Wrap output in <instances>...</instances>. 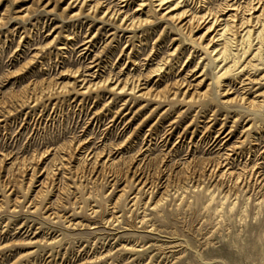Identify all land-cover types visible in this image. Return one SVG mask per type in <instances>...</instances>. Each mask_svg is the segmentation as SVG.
<instances>
[{"label":"rangeland","instance_id":"rangeland-1","mask_svg":"<svg viewBox=\"0 0 264 264\" xmlns=\"http://www.w3.org/2000/svg\"><path fill=\"white\" fill-rule=\"evenodd\" d=\"M257 1L0 0V264H264Z\"/></svg>","mask_w":264,"mask_h":264},{"label":"bare ground","instance_id":"bare-ground-1","mask_svg":"<svg viewBox=\"0 0 264 264\" xmlns=\"http://www.w3.org/2000/svg\"><path fill=\"white\" fill-rule=\"evenodd\" d=\"M258 1H259V0H258ZM258 1H257V2H258ZM86 2H87V0H86ZM162 2H163V1H162ZM201 2H202V1H201ZM259 2H260V1H259ZM254 3H255V2H254ZM261 3L263 4L264 2H261ZM261 3H260V5H261ZM82 4H84V3L82 2ZM252 4H253V3H252ZM85 5H86V4H85ZM228 5H229V4H228ZM96 6H98V5H96ZM252 6H253V5H252ZM252 6H251V7H252ZM262 6H263V5H262ZM91 7H92V6H91ZM156 7H158V6H156ZM229 7L232 8V6H229ZM247 7H248V6H247ZM256 7H257V6H256ZM256 7H255V8H256ZM96 8H97V7H92V8H90V10H95ZM231 8H230V9H231ZM240 8H241V7H240ZM240 8H239V9H240ZM259 8H260V7H259ZM104 9H105V8H104ZM169 9H170V8H169ZM235 9H236V8H235ZM239 9H238V10H239ZM257 9H258V8H257ZM107 10H108V9H107ZM171 10H172V9H171ZM223 10H224V8H223ZM225 10H226V9H225ZM236 10H237V9H236ZM240 10H241V9H240ZM247 10H248V9H247ZM249 10H250V9H249ZM258 10H259V9H258ZM174 11H175V10H174ZM256 11H257V10H256ZM260 11H261V10H260ZM105 12H106V11H105ZM105 12H104V13H105ZM110 12H111V11H110ZM237 12H238V11H237ZM240 12H241V11H240ZM249 12H250V11H249ZM253 12H254V11H253ZM262 12H263V11H262ZM107 13H108V11H107ZM111 13H112V12H111ZM209 13H210V12H209ZM221 13H222V12H221ZM247 13H248V12H247ZM251 13H252V12H251ZM251 13H250V14H251ZM212 14H213V13H212ZM104 15H105V14H104ZM106 15H107V14H106ZM238 15H239V14H238ZM261 15H262V14H261ZM117 16H118V15H117ZM234 16H235V13H234ZM240 16H241V15H240ZM254 16H255V15H254ZM254 16H253V17H254ZM257 16H258V15H257ZM263 16H264V14H263ZM109 17H110V16H109ZM125 17H126V16H125ZM173 17H174V16H173ZM177 17H178V15H177ZM210 17H211V16H210ZM235 17H236V16H235ZM235 17H234V18H235ZM243 17H244V16H243ZM106 18H107V17H106ZM112 18H113V16H112ZM169 18H171V16H170ZM208 18H209V16H208ZM218 18H219V17H218ZM239 18H240V17H239ZM239 18H238V19H239ZM249 18H250V17H249ZM255 18H256V17H255ZM262 18H263V17H262ZM123 19L125 20V18H123ZM204 19H205V18H204ZM204 19H203V20H204ZM211 19H212V18H211ZM213 19H214V18H213ZM241 19H242V18H241ZM252 19H253V18H252ZM170 20H171V19H170ZM201 20H202V19H201ZM201 20H200V21H201ZM218 20H219V19H218ZM220 20H221V19H220ZM246 20H247V19H246ZM256 20H257V19H256ZM127 21H128V20H127ZM127 21H126V22H127ZM192 21H193V20H192ZM194 21H195V20H194ZM231 21H232V20H231ZM234 21H235V20H234ZM252 21H253V20H252ZM123 22H125V21H123ZM138 22H139V21H138ZM177 22H178V21H177ZM208 22H209V20H208ZM211 22H212V21H211ZM216 22H217V19H216L215 23H216ZM238 22H239V21H238ZM134 23H135V22H134ZM189 23H190V22H189ZM215 23H214V24H215ZM132 24H133V23H132ZM139 24H140V23H139ZM124 25H125V24H124ZM135 25H136V24H135ZM252 25H253V24H252ZM255 25H256V24H255ZM130 26H131V25H130ZM215 26H216V25H215ZM235 26H236V25H235ZM249 26H250V21H249ZM208 27H209V26H208ZM237 27H238V26H237ZM237 27H236V28H237ZM126 28H127V27H126ZM129 28H130V27H129ZM241 28H242V26H241ZM255 28H256V26H255ZM212 29H213V28H212ZM214 29H215V28H214ZM217 29H218V28H217ZM221 29H222V28H221ZM223 29H224V28H223ZM238 29H239V28H238ZM209 30H210V29H209ZM236 30H237V29H234V31H236ZM210 31H211V30H210ZM210 31H209V32H210ZM222 31H223V30H222ZM237 31H238V30H237ZM240 31H241V30H240ZM250 32H252V31H250ZM254 32H255V31H254ZM219 33H221V32H219ZM230 34H231V33H230ZM239 34H240V33H239ZM241 34H242V33H241ZM214 35H215V34H214ZM222 35H223V33H222ZM232 35H233V34H232ZM235 35H237V34H235ZM253 35H254V34H253ZM242 36H243V35H242ZM242 36H241V37H242ZM214 37H215V36H214ZM234 37H235V36H234ZM250 37H251V36H250ZM212 38H213V37H212ZM216 38H217V37H216ZM219 38H220V37H219ZM219 38H218V39H219ZM250 39H251V38H250ZM214 40H215V39H214ZM217 42H218V41H217ZM224 45H225V44H224ZM226 46H227V45H226ZM220 50H221V49H220ZM216 51H217V50H216ZM211 52H212V51H211ZM218 52H220V51H218ZM218 52H217V54H218ZM225 52H226V48L223 50L222 53L224 54ZM212 54H213V53H212ZM213 58H214V57H213ZM157 67H159V66H157ZM157 69H159V68H157ZM162 69H163V68H162ZM157 71H158V70H157ZM159 71H161V69H160ZM156 73H157V72H156ZM76 74H77V73H76ZM98 76H99V75H98ZM111 77H112V76H111ZM80 78H81V77H80ZM111 79H112V78L109 79V82L111 81ZM140 79H141V78H140ZM107 80H108V79H107ZM81 81H82V80H81ZM121 81H122V80H121ZM83 82H84V81H83ZM127 82H128V81H127ZM127 82H126V83H127ZM136 82H137V81H136ZM107 83H108V82H106V84H107ZM119 83H120V82H118L116 85H119ZM127 84H128V83H127ZM133 84H134V83H133ZM94 85H95V84H93V86H94ZM93 86H92V87H93ZM97 86H98V84H97ZM100 86H101V85H100ZM104 86H105V84H104ZM131 86H132V85H131ZM131 86H130V87H131ZM182 86H183V85H182ZM81 87H82V86H81ZM89 87H90V86H89ZM114 87H115V86H114ZM116 87H118V86H116ZM116 87H115V88H116ZM119 87H120V86H119ZM126 87H127V86H126ZM137 87H138V86H137ZM87 88H88V87H87ZM93 88H94V87H93ZM82 89H83V88H82ZM118 89H119V88H118ZM125 89H127V88H125ZM125 89H124V90H125ZM132 89H133V91L135 90L134 87H133ZM139 89H140V88H139ZM119 90H121V88H120ZM119 90H118V91H119ZM122 90H123V89H122ZM128 90H129V88H128ZM135 91H137V90H135ZM122 92H123V91H122ZM168 92H169V91H168ZM187 92H188V91H187ZM120 93H121V92H120ZM129 93H130V92H129ZM184 94H186V93H184ZM140 95H141V94H140ZM142 96H143V94H142ZM157 97H158V96H157ZM193 97H194V96H193ZM155 98H156V97H155ZM241 101H242V100H241ZM250 105H251V104H250ZM78 150H79V149H78ZM226 158H227V157H226ZM227 164H228V163H227ZM227 167H228V166H227ZM217 168H218V167H217ZM223 168H224V167H223ZM228 169H229V168H228ZM250 171H251V170H250ZM225 172H227V171H225ZM251 173H252V172H251ZM251 173H250V174H251ZM230 175H231V174H230ZM252 175H253V174H252ZM146 184H147V183H146ZM225 201H226V200H225Z\"/></svg>","mask_w":264,"mask_h":264}]
</instances>
